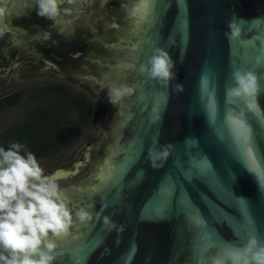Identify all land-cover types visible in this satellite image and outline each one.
<instances>
[{
	"label": "water",
	"instance_id": "water-1",
	"mask_svg": "<svg viewBox=\"0 0 264 264\" xmlns=\"http://www.w3.org/2000/svg\"><path fill=\"white\" fill-rule=\"evenodd\" d=\"M92 4L96 8L90 10ZM59 5L66 18L43 33L36 0H0V82L35 60L26 56L48 51L53 42L54 58L67 71L58 73L90 87L105 112L79 161L53 172L73 209L69 236L58 242L54 264H211L243 246L249 235L264 242V174L249 166L224 123L232 71H255L264 89V66L254 64L264 48L260 41L248 48L230 43L227 24L236 19L245 40L264 36V0H59ZM59 30L67 39L55 38ZM154 47L175 63L176 79L166 93L127 67L146 63ZM120 84L135 91L113 105L108 91ZM175 84L183 92L173 91ZM141 92L147 108L137 100ZM257 99L264 110V91ZM153 102L163 108L159 125L148 120ZM245 118L253 159L264 168V123L250 113ZM166 144L173 145L167 162L153 169L148 149ZM80 210L93 219L77 222ZM103 216L123 231H107ZM197 220L203 223L197 226Z\"/></svg>",
	"mask_w": 264,
	"mask_h": 264
},
{
	"label": "clouds",
	"instance_id": "clouds-1",
	"mask_svg": "<svg viewBox=\"0 0 264 264\" xmlns=\"http://www.w3.org/2000/svg\"><path fill=\"white\" fill-rule=\"evenodd\" d=\"M36 12L42 18L57 21L60 16L59 0H36ZM227 29L224 35L230 43L236 41L248 48L256 47V41H260L264 48V36L242 39V28L236 19L228 22ZM254 64L264 66V54H258ZM127 67L155 82L165 93L170 82L176 79L175 63L161 47H154L147 62L140 63L138 68L134 64ZM206 84L207 79L202 76V93ZM183 90L182 85H173V91ZM134 91L135 88L127 84L113 86L108 91L109 102L117 104L132 96ZM262 91L258 74L239 68L232 71L231 84L225 87L224 103L228 107L224 123L233 130L234 139L243 153L251 150L252 130L245 118L246 113L264 123V110L257 99ZM137 100L147 108L143 92ZM162 113L163 108L153 102L148 113L149 123L159 125ZM238 127L247 130L246 138L237 134ZM157 143L154 137L153 145ZM172 148V144L150 147L147 152L150 166L153 169L163 167ZM258 163L256 161L257 166ZM58 176V172L45 174L26 145L11 142L6 148L0 147V264H54L58 242L69 236V228L73 224V209L69 207L64 189L57 182ZM92 219V215L84 210L75 212V220L80 224H87ZM102 223L107 231H123V226H118L109 216H103ZM194 223L200 226L203 222L197 220ZM211 264H264V242L255 234L249 235L243 246L232 248L226 256L212 258Z\"/></svg>",
	"mask_w": 264,
	"mask_h": 264
},
{
	"label": "trees",
	"instance_id": "trees-1",
	"mask_svg": "<svg viewBox=\"0 0 264 264\" xmlns=\"http://www.w3.org/2000/svg\"><path fill=\"white\" fill-rule=\"evenodd\" d=\"M64 37L67 39L66 35ZM53 44L48 51L40 48L37 49L39 54L30 53L26 58H34L52 71L67 72L54 58L58 51ZM20 106L24 108L23 119L0 133V147L6 148L11 142L26 145L38 161L51 159L73 148L100 116L90 93L75 89L69 83L47 84L0 96V115Z\"/></svg>",
	"mask_w": 264,
	"mask_h": 264
},
{
	"label": "rangeland",
	"instance_id": "rangeland-1",
	"mask_svg": "<svg viewBox=\"0 0 264 264\" xmlns=\"http://www.w3.org/2000/svg\"><path fill=\"white\" fill-rule=\"evenodd\" d=\"M69 83L75 89L88 91L94 98L100 116L95 126L71 149L64 151L55 157L39 161L45 174L63 170L77 163L83 152L87 151L97 135V131L102 127L105 112L100 104L96 93L83 83L52 70H46L41 63L33 60L19 65L18 70H13L6 78L0 82V96L10 91H22L27 88L41 87L47 84ZM24 108L14 107L0 115V133L5 129L19 123L23 119Z\"/></svg>",
	"mask_w": 264,
	"mask_h": 264
},
{
	"label": "flooded vegetation",
	"instance_id": "flooded-vegetation-1",
	"mask_svg": "<svg viewBox=\"0 0 264 264\" xmlns=\"http://www.w3.org/2000/svg\"><path fill=\"white\" fill-rule=\"evenodd\" d=\"M62 5H63V4H62ZM62 5H59L60 11H61V6H62ZM95 6H96V5L92 4L91 7H90V10L95 9V8H96ZM39 17H40V16H39ZM65 18H66V17H64V16H59L58 19H57V21L61 22V21H62L63 19H65ZM43 19H44V21H45V23H44V27H43V29H44L43 33L51 32L50 29H51L52 25H54V26L56 25V26H57V21L54 22V21L48 20V19H46V18H43ZM58 29H59V27H58ZM58 29H57V30H58ZM55 35H56L55 38L65 39L63 33H61L60 30H59V31H56V32H55ZM48 50H49V49H48ZM46 51H47V49H46Z\"/></svg>",
	"mask_w": 264,
	"mask_h": 264
},
{
	"label": "snow or ice",
	"instance_id": "snow-or-ice-1",
	"mask_svg": "<svg viewBox=\"0 0 264 264\" xmlns=\"http://www.w3.org/2000/svg\"><path fill=\"white\" fill-rule=\"evenodd\" d=\"M237 131V134L241 137H247L248 133H247V130L244 129V128H237L236 129ZM245 147H247V145H245ZM244 155L248 158V163H249V166L251 168H253V170H257V171H260L262 174H264V168H260L258 169L257 168V164H256V161L253 159V156H252V151L249 150L247 151L246 153H244Z\"/></svg>",
	"mask_w": 264,
	"mask_h": 264
}]
</instances>
